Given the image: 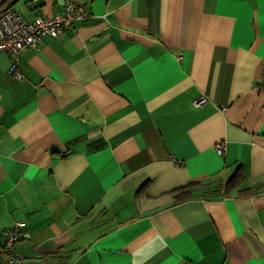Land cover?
I'll return each instance as SVG.
<instances>
[{"label": "crops", "instance_id": "crops-1", "mask_svg": "<svg viewBox=\"0 0 264 264\" xmlns=\"http://www.w3.org/2000/svg\"><path fill=\"white\" fill-rule=\"evenodd\" d=\"M74 1L21 80L0 52V264L19 221L24 264H264V0Z\"/></svg>", "mask_w": 264, "mask_h": 264}, {"label": "built area", "instance_id": "built-area-1", "mask_svg": "<svg viewBox=\"0 0 264 264\" xmlns=\"http://www.w3.org/2000/svg\"><path fill=\"white\" fill-rule=\"evenodd\" d=\"M64 8L49 16L37 15L32 20H25L18 10L10 6L9 0H0V52H5L10 58L8 74L10 77L21 80L22 73L18 69L17 58L25 47L38 49L42 35H49L53 38L59 37L65 30H68L75 19L86 17V8L82 3L74 0H64ZM206 101L200 96L193 101L198 107ZM217 153L224 152L222 142L215 144ZM25 222L19 221L9 232L5 240V249L9 255L5 258V264H24L25 258L13 252L15 242L28 239L27 232L20 231Z\"/></svg>", "mask_w": 264, "mask_h": 264}, {"label": "trees", "instance_id": "trees-1", "mask_svg": "<svg viewBox=\"0 0 264 264\" xmlns=\"http://www.w3.org/2000/svg\"><path fill=\"white\" fill-rule=\"evenodd\" d=\"M243 183V176L239 172H235L232 174L230 179L225 183L223 186V194H229L233 190H236V192H239L240 194L243 195H250V194H255L260 191V187H255V188H247V187H242L239 188ZM198 183H192L189 185L188 190H180L176 195H175V200L176 201H181L184 200L190 196H192V188ZM239 188V189H238ZM220 190V189H219Z\"/></svg>", "mask_w": 264, "mask_h": 264}]
</instances>
